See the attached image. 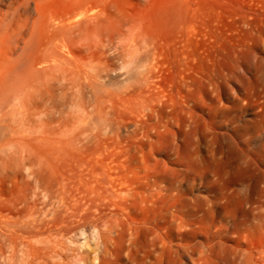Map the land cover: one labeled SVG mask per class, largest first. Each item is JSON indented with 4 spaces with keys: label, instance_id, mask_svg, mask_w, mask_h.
I'll list each match as a JSON object with an SVG mask.
<instances>
[{
    "label": "rangeland",
    "instance_id": "374dc122",
    "mask_svg": "<svg viewBox=\"0 0 264 264\" xmlns=\"http://www.w3.org/2000/svg\"><path fill=\"white\" fill-rule=\"evenodd\" d=\"M110 42L141 46L144 87L104 86L88 99V130L105 128L104 118L127 129L91 158L116 159L120 147L125 180L166 186L167 199L146 204L138 187L100 264H135L129 222L141 228L138 255L152 249L149 229L166 241L156 264H264V163L252 161L264 159V0H88V67L124 66L125 53L98 52ZM21 189L0 174V210ZM8 229L0 264H42ZM80 260L64 253V264Z\"/></svg>",
    "mask_w": 264,
    "mask_h": 264
},
{
    "label": "bare ground",
    "instance_id": "6f19581e",
    "mask_svg": "<svg viewBox=\"0 0 264 264\" xmlns=\"http://www.w3.org/2000/svg\"><path fill=\"white\" fill-rule=\"evenodd\" d=\"M98 52L127 59L121 69L107 60L88 67V0H0V174L22 183L0 210V233L8 236L14 225L36 263L64 264L71 249L82 264H100L101 247L128 222L124 211L138 187L146 204L167 199L166 186L125 180L120 147L113 150L116 159L91 158L104 155V144L127 129L104 118L105 128L88 130V99L99 101L104 86L126 84L128 93L144 87L140 45L121 50L110 42ZM52 123L64 129H48ZM256 155L252 161L259 166L264 159ZM129 223L135 264L163 261L168 245L156 229L148 230L152 249L140 256L141 228Z\"/></svg>",
    "mask_w": 264,
    "mask_h": 264
}]
</instances>
